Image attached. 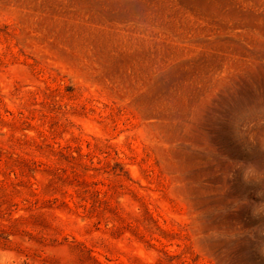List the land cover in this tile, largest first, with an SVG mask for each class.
<instances>
[{"label":"rangeland","instance_id":"1","mask_svg":"<svg viewBox=\"0 0 264 264\" xmlns=\"http://www.w3.org/2000/svg\"><path fill=\"white\" fill-rule=\"evenodd\" d=\"M0 264H264V0H0Z\"/></svg>","mask_w":264,"mask_h":264},{"label":"clouds","instance_id":"2","mask_svg":"<svg viewBox=\"0 0 264 264\" xmlns=\"http://www.w3.org/2000/svg\"><path fill=\"white\" fill-rule=\"evenodd\" d=\"M246 175V172L244 173V176Z\"/></svg>","mask_w":264,"mask_h":264}]
</instances>
